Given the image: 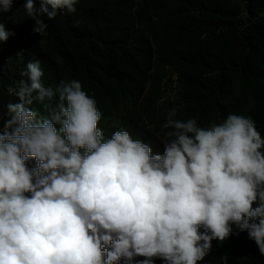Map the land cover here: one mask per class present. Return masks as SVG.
I'll use <instances>...</instances> for the list:
<instances>
[{
	"label": "clouds",
	"instance_id": "1",
	"mask_svg": "<svg viewBox=\"0 0 264 264\" xmlns=\"http://www.w3.org/2000/svg\"><path fill=\"white\" fill-rule=\"evenodd\" d=\"M159 1L170 0H140L147 35L172 33ZM77 2L23 7L41 35L44 16L74 13ZM13 3L0 0V13ZM10 34L0 23V42ZM43 75L29 61L27 79L8 89L18 102L0 114V264H232L214 252L238 235L264 256V134L250 116L226 112L201 126L173 108L154 154L127 127L105 129L79 80L53 89Z\"/></svg>",
	"mask_w": 264,
	"mask_h": 264
},
{
	"label": "trees",
	"instance_id": "2",
	"mask_svg": "<svg viewBox=\"0 0 264 264\" xmlns=\"http://www.w3.org/2000/svg\"><path fill=\"white\" fill-rule=\"evenodd\" d=\"M24 3L14 0L9 12L0 13L11 33L0 42V114L18 102L9 87L27 79L21 76L26 64L38 60L46 86L79 80L103 109L105 129L127 127L154 154L163 153L154 137H166L162 125L173 108L177 119L196 118L201 126L238 111L264 134V0L162 1L165 20L173 19L172 33L165 35L142 30L140 0H78L74 13L44 16L41 35L33 33ZM166 93H175L174 100L161 104ZM30 107L47 115L40 104ZM248 241L234 236L214 254H228L232 264H264Z\"/></svg>",
	"mask_w": 264,
	"mask_h": 264
},
{
	"label": "bare ground",
	"instance_id": "3",
	"mask_svg": "<svg viewBox=\"0 0 264 264\" xmlns=\"http://www.w3.org/2000/svg\"><path fill=\"white\" fill-rule=\"evenodd\" d=\"M132 37H133V35H132ZM95 60V59H94Z\"/></svg>",
	"mask_w": 264,
	"mask_h": 264
}]
</instances>
